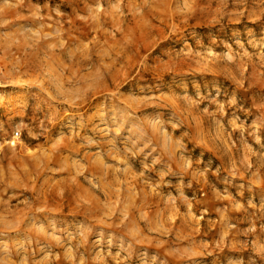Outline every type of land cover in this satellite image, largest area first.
I'll return each mask as SVG.
<instances>
[{"label": "rangeland", "instance_id": "1", "mask_svg": "<svg viewBox=\"0 0 264 264\" xmlns=\"http://www.w3.org/2000/svg\"><path fill=\"white\" fill-rule=\"evenodd\" d=\"M0 264H264V0H0Z\"/></svg>", "mask_w": 264, "mask_h": 264}]
</instances>
